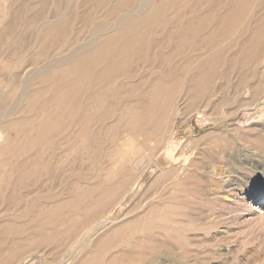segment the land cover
Returning <instances> with one entry per match:
<instances>
[{"label":"bare ground","instance_id":"6f19581e","mask_svg":"<svg viewBox=\"0 0 264 264\" xmlns=\"http://www.w3.org/2000/svg\"><path fill=\"white\" fill-rule=\"evenodd\" d=\"M22 1L24 3L25 0ZM74 1L58 0L50 16L41 14L39 18L28 20L26 28L31 29L33 38V46L30 50L20 44L18 40H11L8 36L12 31L20 34L23 29V14L19 11L20 9L16 8L13 13L11 12V14H14V20L6 24L4 28L1 27L0 57L3 52L1 48L18 46L17 51L24 58L23 60L26 61V66H30V70L25 74V78L19 85L13 83V77L17 74H12V78L8 79L9 91L6 92L7 94L2 93L3 95L0 93V124L5 122L4 126L7 128L17 127L15 136L13 135L14 137L12 138L6 137L2 144L3 146H0V153L5 152L6 155L8 151H14L15 154L26 156L24 153L27 154L31 149L34 150L32 155L28 156L26 160L16 163L12 162L14 163L13 165L6 159H3L4 161L1 160L3 162L0 163V168H4V170L0 174V186L4 184L7 188L4 191L5 186L3 187L2 185L4 190L0 187V199L2 197L3 203H5L4 210L2 209L1 212L9 209L10 206H14L22 209L21 215H29L32 211L34 213H31L25 222L19 224L11 220L0 223V264H17L20 261H30L29 264H42L39 262L40 260L38 262L33 260V253L38 254L37 256H44L46 258L44 264H64L70 258L72 259L67 264H115L116 258L119 257L117 255H115L117 256L116 258L111 255V258L108 257L109 260L106 257L107 261H104L97 255L98 252L96 255L92 253L88 256H75V253V257H73L72 251L83 247L94 232H99V229L105 225L108 214L110 210L112 211L111 208L115 204L121 203L131 196L133 188L136 187L134 185L137 182V177L141 174L139 170L142 163L150 159L143 149H140L146 146L151 139L157 137L161 127L165 124V120L169 115L167 114L169 112L168 109L175 99H172V95L177 92L175 88L179 84L181 73L183 72L185 76H188L190 72V79L194 88L200 90L207 87L210 78L216 74L218 67L222 65L220 63H232L235 65L236 62L238 64L240 62L242 67H247L248 63L253 64L260 56L263 57L259 51L261 32L258 29L260 27L251 36L249 34L248 46H246V43L242 44L245 41L240 42L242 47L239 50L243 52V54H240L242 57L236 56L237 54L232 57L228 56L229 54L227 56L225 54L232 45L234 47L240 45L239 37L243 35L244 29L240 27L239 22H242L240 21L242 14L247 8L244 5L240 6L239 3L249 0H225L226 2L224 0H112V3L110 2L111 6L105 11L99 12L93 8L88 10L84 16L79 14V4ZM88 1H96L101 4L107 2V0H83V3ZM47 2H51V0H47ZM189 2L195 5L189 7L192 14L186 17L184 7ZM196 4H198L197 7L201 5L200 13L193 11L196 9H194ZM222 4L228 8L226 13L225 11L223 13H214V11L220 10ZM5 10L6 8H2L0 5V12L3 17L6 16ZM259 19L258 17L256 20L259 21ZM76 20L82 23L76 26ZM158 35L162 39H159ZM262 37H264V34H262ZM228 38L231 39L229 49H227L229 43L226 41ZM224 41L228 44L223 47ZM170 44H173L172 52L167 53L163 50V47ZM154 48L158 50L152 51ZM184 49L185 51L182 55ZM138 61H141L142 65H139ZM159 62L161 65H159ZM191 65L194 66V71L190 70ZM144 67H148L153 71L150 70L151 73L149 72L150 74L148 75L144 71ZM6 68L3 67L5 71ZM231 68L228 67V69ZM243 72V74L240 72L241 79H238L239 83L240 81L242 83L250 75L247 74L251 71L248 72L247 70V73L243 70ZM182 80L184 79L182 78ZM259 81L260 78L258 83ZM0 83L2 84L1 79ZM181 84L184 85L183 83ZM253 85L255 86L256 84ZM247 87L249 86L247 85ZM258 87L262 88L261 86ZM133 93L137 97L135 104L133 102L129 104L126 101L125 103L120 102L118 98L120 94L128 96ZM7 98H10L11 102L3 106L4 100ZM24 106L33 109L36 115L15 117L14 115L20 109H24ZM118 106L121 111L116 110ZM114 110L120 112L115 122L110 120L116 114ZM108 122L112 124L108 125ZM122 123L124 127H127L125 129L127 130L125 132L127 137L120 144H116L118 141L115 143V132ZM164 129L161 130V133H163ZM1 134L2 131H0V138ZM136 135L142 136L141 141L137 140L139 141L138 146H135ZM104 142H108L109 146L105 152H102ZM164 143L155 156L163 150L165 147ZM38 144H43V147L39 146L40 148H36ZM59 148H61L59 151L61 159L59 161L63 162L68 159V155L77 156L79 154L80 156V153L85 151L88 157L93 159L90 168L97 169L99 173L96 170V172H91L90 169L85 170L75 165L71 166V174L69 173V175L74 181L70 182V195L68 194L69 196L66 199H61L57 196L52 197V193L51 195L48 193L40 194L36 190V186L40 187V180L34 183V188L27 189L25 193L16 190V185L21 186V184L26 182H24V179L28 177L25 176L22 179L23 176H18L13 179L9 175V173L12 174V169H8L9 166L15 165L16 168L21 169L27 165V173L34 174L37 169V171L42 170L46 176H49L56 171L55 169L58 166L57 164L52 167L51 162ZM44 153L47 154L46 160H44V163L39 164L43 162L41 159L45 156ZM100 154H103L105 159L103 165L97 161ZM155 156L152 159L154 163H156ZM170 156L168 158L172 159V153ZM8 158L10 159V157ZM14 159L16 160V158ZM150 161L148 163H151ZM184 161L182 160V163ZM63 162L62 164H64ZM179 163H169L164 168L156 163L157 169L161 172H169L174 166H178V169H181L179 172L173 171V176L170 175L172 178L168 179V181L175 183L177 187L180 184L177 181H179L180 175L184 172L185 166ZM29 164L31 165L28 167ZM53 164L56 163L54 162ZM59 166H61V163ZM188 175L190 176L189 173L186 176L189 177ZM66 179L68 180V178ZM165 182H167L166 179ZM172 189L171 191H173ZM175 192L176 190H174ZM174 193L171 194L174 196L178 191ZM144 194L146 195L143 192L141 197L142 203L143 201L148 203V195L146 197ZM151 198H149V202H151ZM169 199L167 200L170 201ZM161 200L164 199L161 198ZM146 202L143 205L140 204V209L144 208H141V206L147 204ZM169 203L171 204V201ZM152 204L155 205L156 203L154 204L153 202ZM159 207H162L161 204H156L153 210H149V207L146 210H149L150 213H159ZM126 209L128 211L129 208ZM63 210H65L64 213ZM66 210H68L67 213H65ZM166 210L168 209L166 208ZM137 211L135 210L136 213H138ZM142 214L144 217V213ZM177 214V217L172 218L171 216L170 223L166 221L160 223L157 226L158 229L152 235H144L145 237L143 238H146L147 244L145 243L142 246L141 251L135 250V254L131 251L133 255L135 256L140 252L141 255H139L142 256L143 260L150 258L152 252L149 248L152 246L149 247L148 243L152 240L156 242L160 250L166 247L171 250L178 248V233L181 231L179 228L181 221L178 219L180 218V213ZM137 215L140 216L139 213L136 214V217ZM170 215L168 214V216ZM136 217H134V220L139 218ZM141 219L139 218L136 221ZM134 220L133 222H135ZM131 221L128 223L131 224ZM135 223L137 224V222ZM131 225V229L134 230L133 224ZM115 227L117 226H114V229L112 228L113 231H121V229L115 230ZM128 230L126 229L127 232ZM118 232L117 234L123 238L122 234ZM117 234L112 236L121 240ZM104 235L106 234L104 233ZM93 238L91 239L93 240ZM140 238L142 239V237ZM107 239L109 240V238ZM101 241L102 243L104 242L103 240ZM110 241L107 243L109 244ZM107 243L106 245L103 243V247L109 246ZM131 244L136 245L137 243ZM142 244L135 247L138 248L139 246L140 248ZM131 247L134 248L133 246ZM102 250L104 251V249ZM127 256L129 258L131 255ZM140 260L142 262V259ZM118 261L123 262L125 260H121L120 257ZM133 261L135 262V259ZM133 261L131 260V264ZM125 263L127 264L128 262L125 261Z\"/></svg>","mask_w":264,"mask_h":264},{"label":"rangeland","instance_id":"374dc122","mask_svg":"<svg viewBox=\"0 0 264 264\" xmlns=\"http://www.w3.org/2000/svg\"><path fill=\"white\" fill-rule=\"evenodd\" d=\"M57 1L58 0H51V2H47V0H25L23 3L22 0H0V5L2 6V8H6V16H4L5 18L3 17V14L1 15L0 12V31H2L1 27L4 28L6 24H9L14 20V14H11V12L13 13L16 8L20 9L19 11L23 14V29L21 30L20 34L12 31L8 34V36L11 40H18L20 44H22L26 48H29L30 50L33 46V38L31 29L26 28V23H28V20H32V18H39L41 14L44 16H50L55 9L54 6L56 5V3H58ZM74 2L79 4V14L84 16L87 14L88 10L93 8L97 9L99 12L105 11L109 6H111L112 0H107L106 3H103L104 5L96 1H88L83 3V0H75ZM19 4L21 5L19 6ZM194 5L195 4H193L192 2H189L184 7L186 17H189L192 14V11H190L189 7H193ZM239 5H244V7L247 8L245 9L244 14H242L240 20L243 23L239 22L240 27H243L242 29H244L243 35L239 37V44L241 45V43L245 41L242 44L244 45L246 43V46H248L247 41L249 38V34L251 36L254 31H257V29L260 27L261 29H258V31L261 32L259 41L262 46L259 44V51L262 53L261 55H263V57L260 56L261 58L259 57L257 61H255V63L253 62V64L248 63V66L246 64L247 67H242L240 65V62L239 64L238 62H236L235 65H233L232 63H220L222 65L218 67L219 69L217 70L216 74L210 78L207 87H204L205 89H200L202 91L194 88L192 80L190 79V72L188 76L186 75L187 77L183 72V74L181 73V79L179 80V84L176 85L175 88V91L177 92H174L172 95V99L175 98L173 100L174 102H172L170 106L172 109L169 107V112L167 111V114H169L168 118L165 120V124H163L162 126L163 128H165L162 131L163 133H161V130L163 129L161 127L157 137L151 139L146 146L140 149H143L144 153L148 157H150V159H148L147 162L144 161V163H142V169L140 168L139 170L141 174L138 173L140 175L137 177V182L134 185V187H136L133 188L131 196H129L121 203L115 204L111 208L112 211L110 210V216L108 214L105 225L101 229H99V232H94L91 237H89L90 240L88 238L86 244L83 247H80V249H77L79 251H72L73 257L81 255L88 256L92 253L96 255L98 252L97 255L101 260L107 261V259L109 260L108 257H110L111 255L113 257L117 255L119 257L115 256V258L117 257L115 260L116 262L121 257V260H125L126 262H128L127 264H131V260L133 261L134 259L135 262L139 261L138 263L136 262V264H264V40H262L264 39V37H262V34H264V0H249L247 2H240ZM197 6L198 4H196V7H194V9H196L193 11L195 13H200L201 5H199V7ZM250 7H252L253 9ZM227 9V6L222 4V7L220 6V10H216V12L214 11V13H223L224 11L226 13ZM187 10L189 13L187 12ZM256 10L258 11L257 13ZM258 17L260 18L259 21L256 20ZM81 23V21L76 20L75 25L78 26ZM242 24L244 25L242 26ZM245 26L246 28H244ZM158 38L162 39L160 35H158ZM226 41H224L222 46L224 47L228 44L229 46H227V49H229L231 46V39L228 38ZM240 45H237L235 47L232 45L231 48L225 53L226 56L229 54L228 56L232 57L237 54L236 56L242 57V55L240 54H243V52L239 50L242 45ZM172 46L173 44L163 47V50L167 53H170L172 52ZM17 48L18 46L1 48L3 50L0 57V79L2 82V84L0 83L1 94H7L6 92L9 91L8 79H10L12 74H17L15 77H13V83L15 85H19L25 78V74L30 70V66H26V61L23 60L24 58L20 55V53H18ZM155 50L158 49L154 48L152 51ZM26 51L28 50L26 49ZM184 51L185 49L183 50L182 55L184 54ZM182 55L181 57H183ZM138 62L139 65H142L141 61ZM159 65H161L160 62ZM231 65H233L234 67ZM3 67H7V72L5 71V69H3ZM228 67L232 68L228 69ZM249 67L250 69H252L250 70ZM150 70V68L144 67V71L148 75L151 73V71H153ZM190 70L194 71V66L191 65ZM243 70L245 72H247V70L248 72H251H247V75H250L244 81H242V83L241 81L239 83L241 74L244 73ZM182 78L184 80H182ZM259 78L260 84L258 83ZM181 83H183L184 85H182ZM240 84H242L243 86ZM253 84L256 85L254 86ZM247 85L249 87H247ZM258 86H261L262 88L260 89V87ZM188 88L190 89L188 90ZM254 88L257 89L255 90ZM257 94L259 95L257 96ZM126 97L128 98L126 99ZM118 98L120 99L121 103H125L126 101V103L129 104H131L132 102L135 104L137 100L135 93L128 96H123V94H120ZM146 98L148 97L146 96ZM10 102V98L5 99L3 106L10 104ZM116 110L121 111L119 106L116 108ZM117 111L115 114L116 116L113 115L110 120L114 122L117 121L119 117L118 114L120 115V112ZM32 114L36 115V112H34L33 109H29L28 106H24V109H20L14 116H31ZM110 122H108V125L113 123ZM4 123L0 124V131H2L0 146H3L2 144L6 140V137H14L15 131H17L16 126L7 128L6 126H4ZM123 127L124 125L122 123V125H119L116 129L115 143L118 141L116 144H120L121 141L127 137L125 133L127 132V130H125L127 129V127H124V129ZM119 134L124 135L120 136ZM135 139L136 144H134L135 146H138L139 141L142 140V136L136 135ZM138 139L139 141H137ZM163 143L165 144V147L169 144L176 146L175 157L179 158L178 163L181 162L179 164L185 165L184 172H181L182 174L178 179L179 181H177L182 185L179 184V186L177 183L178 187L175 183H172L170 180L168 181V179L172 178L174 172H179V170L181 171V169H178V166H174L173 169L169 168L172 169L169 170V172H161L157 169L156 163L152 161L153 157L156 155V152L160 149ZM39 146L43 147V144H38L36 148H38ZM108 146L109 143L104 142L102 145V152H105ZM60 150L61 148L57 150L58 156L56 154L55 158L51 162L52 167L58 164L55 169L56 171L49 176H46L42 170L37 171V169L34 174L27 173V165L26 167H23L21 169L16 168L15 165L9 166L8 169H12V174L9 173V175H11L13 179H16L18 176H23L22 179H24L25 176L28 177L24 179V182L26 181L24 183L25 185H16V190H20L21 192L25 193L27 189L34 188V183L40 180V187L36 186V190L40 194L48 193L51 195L52 193V197L57 196L58 198L66 199V197L70 195L69 188L72 180L74 181V179L69 175V173L71 174V166L75 165L76 167H80V169L82 168L85 170L90 169L91 172H94L95 170L97 171V169L94 170L90 168V164H92L93 159L91 157H88L85 151L81 152L80 156L79 154L77 156L72 154L68 155L69 160L67 159L63 162L61 160L59 161V159H61V156L59 155ZM33 151L34 150L31 149L27 152V154L24 153L26 156L15 154L14 151H8L9 153L7 152L6 155L5 152H1L0 163L4 161L3 159H6L11 163L21 162L24 159L26 160L28 156L32 155ZM46 153H44L45 156L41 159V161L43 162L39 164L45 162L44 160H46L45 158L47 157ZM188 154L189 156H187ZM8 157H10V159ZM156 157L157 156H155V158ZM14 158H16V160ZM182 160H185L184 163H182ZM97 161L102 165L103 162L105 163L103 154L98 155ZM148 161H150L151 163H148ZM54 162L56 164H53ZM62 162L64 164H62ZM14 163H12V165ZM60 163L62 168L61 166H59ZM30 165L31 164H29L28 167ZM3 170L4 168H0V174L1 172H3ZM97 172L99 173V171ZM188 173L190 174V176L188 175L189 177L186 176ZM66 178H68V180ZM165 179L167 182L171 183L165 182ZM157 181L160 183H158ZM46 183L49 185L47 186ZM65 183L68 185H66ZM2 185L3 187L5 186L4 184ZM2 185L0 186L1 188ZM170 188H173V191H171ZM4 189L3 190L6 191V186ZM159 190L160 192H158ZM174 190H176V192L178 191V193L175 192V194ZM143 192L146 193V195L144 194V196L147 197L148 195V203L146 201H143V203L146 202L147 204L141 206V208H144L140 209V204L143 205L141 200ZM165 193L167 194L165 195ZM171 193H174L175 195L173 196V194ZM163 195L170 198L167 199L171 201V204L169 203L170 201H168ZM169 195L175 197L173 198L174 200ZM159 197L164 200H161V198ZM149 198H151V202H149ZM153 202L154 204H161L162 207H159V213L152 211V213L149 212V210H153V207L156 206V204H152ZM0 203V223L6 220H11L19 224L25 222L28 216H30L31 213H34V211H32L29 215L23 214L26 216L25 217L21 215L22 209L15 208L14 206H12L13 208L10 206L9 209L1 212L2 209L4 210L5 206L2 197L0 199ZM165 207L168 210H166ZM126 208H129L128 211H126ZM146 208L149 210H146ZM170 209H173L174 211L176 210L175 213ZM135 210H138L137 212L140 214V216L137 215V217H139L140 219L143 217L142 213H144V217L140 221H136L137 219L139 220V218L136 217V214L138 213H136ZM64 211L65 210H63V213ZM142 211H145L146 213ZM67 212L68 210H66L65 213ZM177 213H180V218L178 219H180L181 221L179 224V228L181 229V231L178 233V248H175V250H171L169 247H166L160 250V247L156 245V242L152 240L148 243L149 247L152 246L151 248H149L152 252L150 258L143 260L142 256H140L141 254L139 251L138 252L140 255H133V253L135 254L137 250L141 251L142 246H144L147 242L145 241L146 238L143 237L148 234L152 235L154 231L156 232V230L158 229L157 226L160 223H163L165 221L170 223L169 221L171 216L172 218L177 217ZM168 214L173 215L168 216ZM125 216H127V218H125ZM158 216L160 217V219ZM134 217H136L137 219L134 220ZM130 220H132L131 224H133L134 230L131 229L132 225L128 223L130 222ZM133 220L137 222V224L133 222ZM123 222L125 223V225ZM114 226H117L115 227V230L121 229V231L119 232L120 234H122L123 238H121V235L117 234L118 231H113ZM128 228H130L131 231H129L130 229L128 230ZM126 229L128 230V232L126 231ZM110 231L112 232L110 233ZM104 233L106 235H104ZM116 234L121 240H118L117 237H113L114 235L116 236ZM109 235L110 237L113 235L111 237L112 239L109 237ZM105 236L109 238V240H111V243H107L109 240ZM101 237V240L103 241L106 238L105 241L109 246L103 247L104 245H106V243L104 241L103 245L102 241L100 240ZM140 237H142V239ZM91 238H93V240ZM133 238H135L136 240ZM137 238L138 240L140 238V240L138 241ZM138 242L139 244H142L144 242L140 246L141 249L139 248V246V249L135 247L139 245ZM131 243L137 244L132 245ZM131 246H133L135 249ZM93 247H95V249H93ZM130 248L132 249L130 250ZM102 249H104V251ZM120 249L123 251H121ZM35 255L37 256L38 254L33 253V260L37 262L40 260L39 262H41L42 264L46 262V258L44 256L40 255L36 257ZM127 255L131 256L128 258ZM106 257L107 259H105ZM71 259L72 258L64 262V264H67V262H69ZM140 259H142V262H140ZM125 261H123L124 263L122 261H118L117 263L126 264ZM116 262L114 263L117 264ZM135 262L133 261L132 264H135ZM29 263L30 261H20L17 264Z\"/></svg>","mask_w":264,"mask_h":264},{"label":"water","instance_id":"95a60500","mask_svg":"<svg viewBox=\"0 0 264 264\" xmlns=\"http://www.w3.org/2000/svg\"><path fill=\"white\" fill-rule=\"evenodd\" d=\"M175 151H176V146H173L172 144H169L166 146L155 158L156 163L160 167H165L169 163H177L179 158L175 157ZM172 153V159L168 158ZM171 157V156H170Z\"/></svg>","mask_w":264,"mask_h":264}]
</instances>
